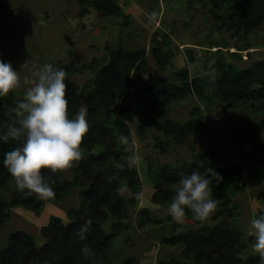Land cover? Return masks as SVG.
Returning <instances> with one entry per match:
<instances>
[{
  "label": "rangeland",
  "instance_id": "obj_1",
  "mask_svg": "<svg viewBox=\"0 0 264 264\" xmlns=\"http://www.w3.org/2000/svg\"><path fill=\"white\" fill-rule=\"evenodd\" d=\"M110 1L119 8L113 14L101 11L97 6L99 0H0V59L11 62L19 71L20 87L13 92L16 100H21L30 86L31 72L52 63L68 68L67 77L77 84L82 103L88 109L93 104L89 106L85 102L83 92L87 85L93 88L94 70L84 65L95 64V69L100 68L121 48L144 54L146 68L143 79L138 80L140 87L145 86L143 81L151 73L173 88L182 85L184 74L188 75L191 89L178 94L161 119L179 124L190 120L200 124L201 129H191L184 136L176 137L147 126L135 115L122 118L124 136L129 142L121 144L118 138L115 149H120L123 156L118 163L110 157V166L113 170L125 169L129 167L131 155H140V162L131 167L139 186L118 189L126 202L123 218L104 210L107 217L102 227L110 239L98 264H195L183 246L172 244L168 239L188 228L177 227L178 224L189 228L215 224V213L200 223L187 217L178 223L167 213L171 202L156 201L154 197L160 196L161 187L163 190L174 188L180 179L175 177L179 168L202 171L208 167L216 170L236 165L243 171L236 178L240 180V188L224 186V201L237 206L227 221L238 226L246 239H250L247 236L249 219L253 214H264V181L254 174L259 169L254 170L257 166L256 157L251 154L253 140H246L241 148L236 146L239 133L245 132L250 120L261 119L262 112L249 102L229 105L213 85L221 78L222 66L247 72L264 63V22L251 32L234 27L226 16L230 6L239 0H222V3L221 0ZM133 68L131 64L126 66L131 74ZM123 97L124 92L113 103H107L106 112L109 109L118 116ZM94 116L90 127L103 119L96 112ZM93 130L96 132L97 128ZM262 134L259 140L264 142ZM108 144L94 147L90 153L99 155L107 147L111 148L112 143ZM82 150L88 153L84 147ZM80 162L62 171L68 182L82 175L77 170ZM92 165L93 178L87 179L88 182L111 175L103 162L94 161ZM164 169L169 173L159 178ZM215 184L213 180L212 188ZM81 190L74 186L68 196L57 202L48 200L40 210H35L12 203L17 190L10 181L2 192L8 202V217L0 225V250L8 246L10 234L14 232H27L39 248L47 240L46 227L54 218L63 225L86 218ZM217 210L218 206L214 212ZM255 256L252 242L247 240L243 257L247 260ZM29 264L49 263L37 260Z\"/></svg>",
  "mask_w": 264,
  "mask_h": 264
},
{
  "label": "trees",
  "instance_id": "obj_2",
  "mask_svg": "<svg viewBox=\"0 0 264 264\" xmlns=\"http://www.w3.org/2000/svg\"><path fill=\"white\" fill-rule=\"evenodd\" d=\"M99 2L98 8L105 14H113L119 10L117 5L110 0H99ZM263 4L264 0H239L238 3L230 6V12L226 16L227 20L234 27L251 32L264 22ZM129 64L134 67L132 74L126 69ZM84 66L94 70V77L91 80L93 88L89 89V85H87V91L85 89L83 92L85 102L89 106L93 104L94 109L96 108L94 110L92 106L89 107L88 124L90 125L95 118V112L97 115H102L103 119L99 123H94L92 127L89 126L88 133L82 141L81 148L84 147L88 153L84 154L77 167V170L82 171V175H79L77 180L68 182L62 172L54 174L48 169L44 170V174L55 192L54 197L48 199L49 201L57 202L68 196L74 186L82 188L86 218H80L76 222H69L65 225L59 219L54 218L46 227L47 240L39 248L33 237L25 231L10 234L8 246L0 250V264H29L37 260L47 261L49 264H98L104 256L106 244L110 239L102 227V223L107 217V212L104 210L109 211L112 216L123 218V206L126 202L125 198L119 195L118 189L122 186L130 188L139 186V179L135 177L131 167L113 170L110 166L112 160L109 159L110 157L118 163L123 156L120 149H115L119 136L125 133L122 118L129 114L135 115L147 126H154L166 131L167 134H174L176 137L184 136L186 132L192 131L191 129H201L200 124L190 120L179 124L170 119H161L170 102L178 99V94L191 89L188 75L184 74L186 77L182 85L173 88L171 84L151 73L143 81L145 86L140 87L138 80L143 79L146 68L144 54L140 51L130 52L122 48L114 52L109 63L100 68L95 69V64ZM64 69L66 70V98L69 102V116L72 118L83 103L77 84L67 77L68 68ZM220 70L221 78L213 85L215 92L220 90L223 100H226L225 102L229 105L249 102L256 110L262 112L261 119L250 120L245 132L239 133L236 147L241 148L246 140H253L251 154L256 157V166L258 167H255L254 170L259 169L254 171V174L258 179L264 181V142L259 140V134L264 133V63L247 72L236 71L232 66H222ZM195 82L197 81H194V86H197ZM122 92H124V97L121 100L118 116L109 109L106 112L107 103L110 101L113 103V100L121 96ZM17 101L13 92L0 98V133L5 132L8 126L15 122L14 109ZM116 108L117 105H114L113 110ZM96 128L97 131L94 132L93 129ZM107 138L113 144H111V148L107 147V151L96 156L90 153L94 147L108 146ZM17 146H19V142L11 139L8 143L0 141V225L8 217L6 209L8 202L2 192L8 187L10 181L14 182L10 173L3 166L4 154ZM94 161L103 162L106 171L111 170V175L107 178L99 177L97 182H88L93 178L92 163ZM215 171L223 177V180L219 184L216 183L213 188V199L218 206V210L214 212L213 216L216 223L213 225L202 224L198 228H189V225L183 223L178 224L177 227L186 226L188 228L178 233L175 232L168 241L183 246L186 254L193 256L195 264H258V255L247 260L243 257L246 241L253 242L254 238L246 239L238 226L227 221L237 206L229 205V202L224 201V186L230 184L239 189L240 180L236 178L238 175L242 176L243 171L236 165L217 168ZM191 172H193L191 168H185V171L179 168L175 171V177L181 178L182 175ZM167 173L169 171L166 172L164 169L159 174V178L166 176ZM80 178L82 179L80 180ZM160 190V196L157 195L154 199L171 202L175 195L174 188L163 190L161 187ZM48 200H39L35 194L26 197L16 191L13 193L12 203L40 210ZM185 217L192 219L194 223L201 222L195 220L190 211H186ZM86 247L89 251H82ZM182 264L192 263L184 262Z\"/></svg>",
  "mask_w": 264,
  "mask_h": 264
},
{
  "label": "clouds",
  "instance_id": "obj_3",
  "mask_svg": "<svg viewBox=\"0 0 264 264\" xmlns=\"http://www.w3.org/2000/svg\"><path fill=\"white\" fill-rule=\"evenodd\" d=\"M65 80L66 70L52 63L33 70L30 86L16 102L15 122L0 133V141L4 143L10 139L19 142V146L5 152L3 166L12 176L16 190L26 197L35 194L42 201L54 197L44 170L62 172L84 156L81 145L89 130L88 108L81 105L70 118ZM20 83L19 71L11 62L0 59V98L15 92ZM119 141L124 145L129 142L124 135L119 136ZM140 160V155L133 154L128 166L133 167ZM213 180L219 184L223 177L210 167L182 175L174 185L175 195L167 208L168 215L181 223L186 211H190L195 220L206 221L217 207ZM247 236L254 238L252 250L258 255L259 264H264V214L251 216ZM82 251L89 250L86 247Z\"/></svg>",
  "mask_w": 264,
  "mask_h": 264
}]
</instances>
